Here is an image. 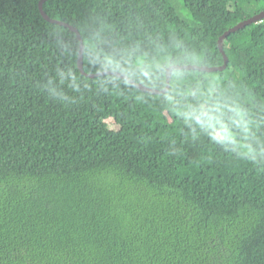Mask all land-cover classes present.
I'll list each match as a JSON object with an SVG mask.
<instances>
[{"label":"trees","instance_id":"1","mask_svg":"<svg viewBox=\"0 0 264 264\" xmlns=\"http://www.w3.org/2000/svg\"><path fill=\"white\" fill-rule=\"evenodd\" d=\"M39 1L0 0V264H264V20L153 95ZM43 9L162 90L264 0Z\"/></svg>","mask_w":264,"mask_h":264},{"label":"water","instance_id":"2","mask_svg":"<svg viewBox=\"0 0 264 264\" xmlns=\"http://www.w3.org/2000/svg\"><path fill=\"white\" fill-rule=\"evenodd\" d=\"M46 1H48V0H40L39 1V10H40L42 17L50 23H55V24L62 25L64 27L69 28L72 32H74L76 34L77 39L80 42V53H79V57H78V68H79V70L83 76H86L88 78H94V77L104 76V75L115 76L117 78L123 79L124 81L129 83L132 87H134V88H136L142 92H147V93H150L153 95L163 94L169 90L170 78H171V74H172L173 70H197V71H204V72H208V73L223 71L227 67V64H228V57L226 56L224 49H223L224 40L229 35H231L232 33H235L239 30H242L249 25L261 23L264 20V10H263V11L259 12L258 14L254 15V16H252V17H250L244 21H241L238 24H236L235 26L229 28L227 31H225L218 38V49H219V52L223 56V64L221 66L171 65L166 69V86L162 90H159L156 88L148 87V86L141 84L139 82H136L135 80L129 78L126 74H124L122 72H118V71L107 70V71L97 72L94 74H90V73L85 72V70L83 68L84 45H83V41H82L80 33L78 32V30L75 27L70 26L67 23H64L62 21H58L55 19H51L43 9V5Z\"/></svg>","mask_w":264,"mask_h":264},{"label":"rangeland","instance_id":"3","mask_svg":"<svg viewBox=\"0 0 264 264\" xmlns=\"http://www.w3.org/2000/svg\"><path fill=\"white\" fill-rule=\"evenodd\" d=\"M175 8L177 10L178 15L181 16L183 19H187L189 17L188 12L183 9L179 3L175 2Z\"/></svg>","mask_w":264,"mask_h":264}]
</instances>
